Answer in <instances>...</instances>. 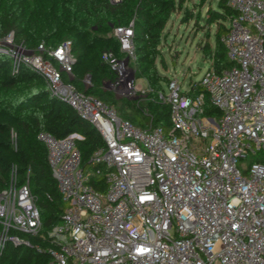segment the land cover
I'll return each instance as SVG.
<instances>
[{"label": "built area", "instance_id": "built-area-1", "mask_svg": "<svg viewBox=\"0 0 264 264\" xmlns=\"http://www.w3.org/2000/svg\"><path fill=\"white\" fill-rule=\"evenodd\" d=\"M225 1L236 12L220 37L232 66L217 72L210 63L198 93H190L195 83L183 89L169 79L168 93L158 95L170 105L167 132L150 122L134 125L64 80L74 62L69 39L48 49L41 43L33 53L21 45L12 50L10 33L0 36V52L13 66L37 70L49 93L104 142L92 153L93 168L83 169L77 133L37 134L65 203L48 232L55 246L48 264H264V0ZM113 34L133 60L132 22ZM123 58L102 53L116 73L112 86L150 90L129 80ZM205 97L218 117L204 114ZM248 157L241 168L238 160ZM94 174L104 191L90 183ZM40 225L28 180L18 185L12 175L0 191V251L7 242L25 245L16 232L37 233Z\"/></svg>", "mask_w": 264, "mask_h": 264}, {"label": "trees", "instance_id": "trees-1", "mask_svg": "<svg viewBox=\"0 0 264 264\" xmlns=\"http://www.w3.org/2000/svg\"><path fill=\"white\" fill-rule=\"evenodd\" d=\"M188 0H0V35L13 30L15 37L26 47L54 48L64 39L71 41L74 55L72 74L62 73L64 80L78 90L99 98L113 107L117 114L134 125L144 127L149 122L170 130V105L158 95L163 92L166 75L156 66L159 57L161 32L172 13L183 9ZM210 0H197L203 5ZM181 20L193 18L191 11L183 9ZM206 25L215 24L214 47L205 41L203 56L209 59L217 72L232 66L226 58L220 37L227 31L228 19L236 12L217 1V8L208 11ZM199 19L196 21L198 22ZM132 22L135 58L130 60L136 69V78H143L150 97L145 105L121 101L101 87L115 71L102 59L104 51L118 58L125 54L113 30L116 26ZM46 56V55H45ZM89 77V85L84 79ZM111 82V83H112ZM204 91L195 83L190 93ZM204 114L218 117L220 110L205 97ZM40 131L56 138L77 133L75 144L80 152L83 169L93 168L92 153L104 142L98 132L82 119L68 103L52 96L41 74L31 66L20 63L13 66L12 57L0 52V191L6 188L14 175L16 183L28 180L40 212L41 225L37 233L16 232L25 245L7 242L0 251V264H48L55 246L48 232L56 224L65 207L47 162L45 145L37 139ZM90 183L96 190L104 191L101 176L94 174Z\"/></svg>", "mask_w": 264, "mask_h": 264}, {"label": "rangeland", "instance_id": "rangeland-1", "mask_svg": "<svg viewBox=\"0 0 264 264\" xmlns=\"http://www.w3.org/2000/svg\"><path fill=\"white\" fill-rule=\"evenodd\" d=\"M117 1V0H115ZM218 0H210L203 5H198L197 0H188L183 4L191 11L193 18L187 22H183V9L172 13L161 32L159 57L156 59V66L160 74L166 75L168 78H177L183 89L188 88L190 83H197L204 72L210 66V60L205 59L202 47L205 41H208L211 48L214 47L215 24L206 25L208 11L217 8ZM197 19L198 22L196 21ZM11 34V49H15L17 45H21L26 49L36 53L34 47H26L19 38L15 37L13 30L6 31L0 36ZM66 40V39H64ZM4 53V52H3ZM10 56L7 52L5 53ZM22 62H19L20 64ZM15 65L16 66L18 65ZM129 66L134 71L135 83L142 87L147 85L143 78H136V69L133 62ZM113 73L108 74L101 89L104 92H110L116 99L121 101L134 102L135 105H145L150 97L149 90L139 91L131 89L128 92H121L119 89L110 86ZM89 79V78H88ZM90 80V79H89ZM163 92L168 93L167 83H163ZM251 162L250 157L239 159L238 165L243 168Z\"/></svg>", "mask_w": 264, "mask_h": 264}, {"label": "water", "instance_id": "water-1", "mask_svg": "<svg viewBox=\"0 0 264 264\" xmlns=\"http://www.w3.org/2000/svg\"><path fill=\"white\" fill-rule=\"evenodd\" d=\"M31 52V50H30ZM122 62L125 64V66L127 67L128 71H127V76L129 78V80L132 82V80L134 79V71L133 69L129 66V58L128 56L124 57L122 59ZM89 78V77H88ZM110 86H112V83H110Z\"/></svg>", "mask_w": 264, "mask_h": 264}]
</instances>
